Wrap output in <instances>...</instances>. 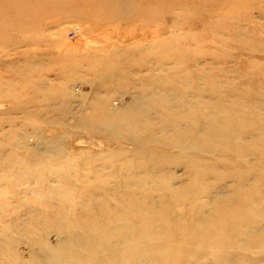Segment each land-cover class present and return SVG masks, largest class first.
Here are the masks:
<instances>
[{"label":"rangeland","instance_id":"rangeland-1","mask_svg":"<svg viewBox=\"0 0 264 264\" xmlns=\"http://www.w3.org/2000/svg\"><path fill=\"white\" fill-rule=\"evenodd\" d=\"M127 108L142 130L114 137L102 116ZM0 150V211L46 210L35 182L72 197L102 257L51 232L0 264H264V0H0Z\"/></svg>","mask_w":264,"mask_h":264},{"label":"bare ground","instance_id":"bare-ground-1","mask_svg":"<svg viewBox=\"0 0 264 264\" xmlns=\"http://www.w3.org/2000/svg\"><path fill=\"white\" fill-rule=\"evenodd\" d=\"M124 5V4H123ZM175 42V41H174ZM182 62L183 61H177V64H175V66H181L182 65ZM150 71V70H149ZM153 71H150V74L152 73ZM149 74V75H150ZM144 80L145 77H144ZM148 82V85H154L156 88L155 89H159L160 92H161V96L159 97L160 98V102L159 103H162V105H164V109L163 111H165L167 114H170L171 111L173 109H176V105L179 101V99L177 98V96L173 93V99H174V103H171L170 102V99L169 97H166V91L163 89V88H160L161 86H165L167 85L168 83L165 82L164 80L160 79L159 77H154L151 75V80L150 81H147ZM146 82V83H147ZM144 85V84H143ZM42 88V87H41ZM154 89V90H155ZM143 94V93H142ZM140 96H143L141 94H139L138 96V99H140L139 97ZM145 96H151L149 94H145ZM135 97V98H136ZM175 98H176V101H175ZM137 99V98H136ZM143 100V98H142ZM104 103V101H103ZM136 106V105H135ZM16 107H18V105H16ZM139 107V106H138ZM137 107V108H138ZM19 108V107H18ZM135 108V107H134ZM140 108V107H139ZM142 109V108H141ZM129 110H133V108H127L126 111L123 113H120V112H116L114 110L110 111L107 109V111L105 112V114L102 116V121H104L105 124L104 126L108 128V131L110 132L109 134H113L114 137L116 136H121L123 134H117L118 131H124V130H127V129H138V130H142V127H141V120L140 118L138 119L137 117H135V115H133L132 113L133 112H130ZM137 110V109H136ZM140 110V109H139ZM162 111V110H161ZM132 114L133 116L131 117L132 120H137L138 121V124L136 126V123L134 121H131V122H128V121H125L123 120L124 116L126 115H130L129 114ZM138 112V110H137ZM125 114V115H124ZM137 115V114H136ZM140 115V114H139ZM161 119H164L165 117L160 115ZM113 122H115L116 124L114 126L110 125L112 124ZM175 125V128L176 127H179L180 124L178 122H175L174 123ZM9 134H13L12 131L9 132ZM124 137V136H122ZM14 147L18 148L20 146V142H19V145L18 144H12ZM4 154H3V150H0V172H4L6 169L12 167L10 166L9 164L6 165V167L3 166V164L1 163V157H3ZM140 167V166H138ZM21 183V182H20ZM66 183V182H65ZM124 183H125V186L126 187H131L132 184H130V182L128 181L127 178H125L124 180ZM18 184V183H17ZM15 184V183H4L2 181H0V203H2V205L4 206H7V199L6 200H2L3 198V193H5V189L6 188H15L17 187L18 185ZM75 184V183H74ZM137 184H140V186L143 185V180H138L137 181ZM17 185V186H16ZM24 185V184H23ZM32 186H36L37 187V191H36V194L34 190V197H32L31 201H34L36 200V204H40L41 207L43 208H46L43 209L41 212L38 210V209H29L27 210V217L26 218H22L21 216L23 215H19L17 217H9V212L7 211H0V260L2 261H6V260H10V259H13L15 260V257H17V249L15 248L16 247V244L17 242L22 239H27L28 242L33 245V246H42V247H48V242L46 240V237L48 234H50L51 232H55L57 237L59 238L60 240V244L63 245V244H66V245H63L62 247H66V248H75V247H80V244L83 248V250H85L86 254L87 255V258L84 259L85 261L86 260H89V261H95V262H98L100 263V259L102 258L101 256L97 257L96 255L97 254V250L94 248V247H89L87 248L83 243H93L94 245H96L95 243V240H93L90 236H87L88 234H86V230L84 229V227H79L77 230L75 231H72V229L69 228V224L72 225L73 224V221H69V213L71 211V207L73 205H76L77 204V201L74 200L72 197H68V196H65V197H62L60 196L59 198H64L63 200H58V203L57 200H55L54 198L52 197H47L44 192H41L39 191L41 189V185L38 184V182H35L33 183ZM31 186V187H32ZM43 186V185H42ZM33 188V187H32ZM8 190V189H7ZM25 192V191H24ZM49 192V191H47ZM27 193V192H26ZM25 193V194H26ZM9 194V193H8ZM24 194V196H26ZM15 195H17L15 193ZM29 195V194H28ZM32 195V194H31ZM118 196H120L121 198H127L126 200L128 201H132V200H137L138 202L142 203L143 202V196L142 195H136L134 196L133 198H130V195H125V194H117ZM35 198V199H34ZM109 200V199H112L110 195H105L103 196L102 200ZM64 201V202H63ZM165 201V200H164ZM11 202V201H10ZM34 203V202H33ZM168 203V202H167ZM166 203V204H167ZM151 204V203H150ZM23 205V204H22ZM160 205V204H159ZM165 205V204H163ZM171 205V204H170ZM202 205V204H200ZM52 206H56L58 208V211H55L54 209H50ZM161 207V206H160ZM159 207V208H160ZM164 207V206H163ZM95 208V207H93ZM158 208V209H159ZM165 208V207H164ZM205 208V207H204ZM3 209V208H2ZM18 209V208H17ZM49 209V211H48ZM54 210V211H52ZM173 210V209H172ZM202 210V209H201ZM217 211V208L215 209ZM214 210V211H215ZM48 211V212H47ZM199 211V210H198ZM197 211V212H198ZM219 211V210H218ZM152 212V211H151ZM168 212V211H167ZM193 213V212H192ZM199 213V212H198ZM197 213V214H198ZM217 213V212H216ZM215 213V214H216ZM174 214V212H173ZM182 214V213H181ZM149 215V214H148ZM151 215V214H150ZM172 215V214H171ZM188 215V214H187ZM200 215V214H199ZM198 215V216H199ZM210 215V214H209ZM219 215V214H218ZM75 216V215H74ZM118 214L115 216V219L113 220V225L115 224L116 221H118L120 218ZM196 216V215H195ZM24 217V216H23ZM71 217V216H70ZM110 217V216H109ZM146 217V216H145ZM167 217V216H166ZM172 217V216H171ZM220 217V216H219ZM148 218V217H147ZM170 218V217H169ZM168 218V219H169ZM206 218V217H205ZM215 218L216 215H215ZM130 219V217H129ZM145 219V218H144ZM175 219V218H173ZM186 219V218H185ZM80 220V219H79ZM82 220H83V216H82ZM112 220V219H111ZM147 220V219H146ZM155 220H157L155 218ZM89 221V220H88ZM159 221V220H158ZM171 221V220H170ZM194 221V220H193ZM62 222H68V227L67 225L66 226H62ZM69 222H72V223H69ZM85 222V221H84ZM151 222V221H150ZM149 222V223H150ZM174 222V221H173ZM204 222V220H203ZM153 223V222H152ZM74 224H76V222L74 221ZM64 225V224H63ZM77 225V224H76ZM117 226V223L115 224ZM147 225V224H146ZM171 225V224H170ZM73 226V225H72ZM75 226V225H74ZM132 226V225H131ZM145 226V225H144ZM192 226V225H191ZM137 227V226H136ZM162 227V226H161ZM160 227V228H161ZM81 228V229H80ZM108 228V227H107ZM115 228V227H114ZM129 228V227H128ZM152 228V226H151ZM158 228V226H157ZM155 227V229H157ZM188 228V227H187ZM186 228V229H187ZM214 228V226H213ZM159 229V228H158ZM165 229V228H164ZM172 229V228H170ZM190 229V228H189ZM219 229V228H218ZM128 230V229H127ZM137 230V229H136ZM168 230V229H167ZM188 230V229H187ZM130 231V230H129ZM142 231V230H141ZM160 231V230H158ZM172 231V230H171ZM176 231V230H175ZM174 231V232H175ZM208 231V230H207ZM234 231V230H233ZM75 232V233H74ZM152 232V230H151ZM154 232V231H153ZM163 231H161L162 233ZM236 232V231H235ZM69 233H73V234H76L77 235H81V237L84 236V240H87V241H80V243H78L77 241L75 240H70L69 241ZM127 233V232H125ZM124 233V234H125ZM136 233V232H135ZM139 233V232H137ZM159 233V232H158ZM165 233V232H164ZM168 233V232H167ZM232 233V232H231ZM233 234V233H232ZM241 234V233H240ZM51 235V234H50ZM86 235V236H85ZM197 236V235H196ZM208 236V235H207ZM232 236V235H231ZM73 237V235H72ZM88 237V239H87ZM210 237V236H209ZM122 238V237H121ZM214 238V237H213ZM124 239V238H123ZM167 240V239H166ZM232 240V239H231ZM230 240V241H231ZM83 242V243H82ZM189 242H190V239H189ZM236 242V241H235ZM59 244V245H60ZM155 244V243H154ZM93 245V246H94ZM36 248V247H35ZM118 248V247H117ZM55 249V248H54ZM180 249V247H179ZM172 250V248H171ZM170 251V250H169ZM63 253H64V250H63ZM124 256V255H123ZM72 257V256H71ZM89 258V259H88ZM23 259V258H22ZM21 259V260H22ZM67 259L63 260V262H60V264H68L67 263ZM7 262V261H6ZM145 262V261H144ZM153 263V262H152ZM159 263V262H157ZM164 263V261H163ZM104 264V263H103Z\"/></svg>","mask_w":264,"mask_h":264},{"label":"built area","instance_id":"built-area-1","mask_svg":"<svg viewBox=\"0 0 264 264\" xmlns=\"http://www.w3.org/2000/svg\"><path fill=\"white\" fill-rule=\"evenodd\" d=\"M79 33V27H74V28H72L70 31H69V34L71 35V36H74V35H76V34H78Z\"/></svg>","mask_w":264,"mask_h":264}]
</instances>
